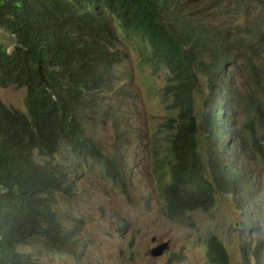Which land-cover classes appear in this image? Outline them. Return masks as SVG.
<instances>
[{"label":"trees","instance_id":"1","mask_svg":"<svg viewBox=\"0 0 264 264\" xmlns=\"http://www.w3.org/2000/svg\"><path fill=\"white\" fill-rule=\"evenodd\" d=\"M254 2L0 0V29L14 40L10 52L0 40V87L26 94L25 113L0 100V264H46L19 249L29 240L56 250L73 244L58 199L76 197L85 167L102 165L107 177L115 170L131 182L120 155H105L91 132L98 120L117 117L102 102L115 92L116 67L126 58L120 43L132 45L140 66L167 73L169 140L151 148L161 214L173 221L209 212L215 185L239 195L247 211L242 225L257 234L255 264H262L264 192L256 172L239 165L238 145L264 151L254 135L264 127V108L253 93L231 85L234 54L264 58L255 52L264 39V6ZM200 75L206 95L197 118ZM239 107L248 118L245 137L233 129ZM63 153L65 160L55 161ZM252 210L256 218L247 214ZM203 245L207 264H229L217 236Z\"/></svg>","mask_w":264,"mask_h":264},{"label":"rangeland","instance_id":"2","mask_svg":"<svg viewBox=\"0 0 264 264\" xmlns=\"http://www.w3.org/2000/svg\"><path fill=\"white\" fill-rule=\"evenodd\" d=\"M254 3L264 6V0ZM0 40L10 52L14 40L2 29ZM119 46L126 58L116 67L115 92L107 93L102 102L108 115V107H114L112 113L116 111L117 117L114 116L112 123L109 116H105L104 122L98 120L91 132L105 155H120L121 165L131 182L119 178L115 170L114 178L107 177L102 165L85 167L77 181L76 197L58 199L62 219L74 234L73 244L56 250L40 241L29 240L20 243L19 249L46 264H207L203 244L207 237L215 235L228 252L229 264H255L251 247L255 245L257 234L242 225L247 212L243 197L226 193L215 185V202L209 212L195 211L173 221L161 214L157 184L151 174V148L155 143L161 150L169 140L168 130L163 126L169 116L163 94L167 73L140 66L131 44L120 43ZM255 52L258 56L264 55V39ZM233 58L232 88L241 93H253L264 108V58H252L243 51ZM25 95V89L0 87L2 103L24 113ZM204 95L206 77L200 75L195 114L203 110ZM247 122L239 107L234 133L245 137ZM254 135L264 148V127L258 126ZM238 147L244 153L238 160L239 165L247 164L250 171L256 172L260 180L258 187L264 192V151L253 154L245 141ZM65 158L63 153L56 156L55 161ZM115 169L122 172L117 165ZM248 199L254 201L252 194ZM252 212L247 214L256 218ZM263 218L264 215L258 218L262 224ZM152 238H155L154 243ZM164 242H168V250L161 257H151L150 250Z\"/></svg>","mask_w":264,"mask_h":264},{"label":"water","instance_id":"3","mask_svg":"<svg viewBox=\"0 0 264 264\" xmlns=\"http://www.w3.org/2000/svg\"><path fill=\"white\" fill-rule=\"evenodd\" d=\"M152 242L155 241V238L151 239ZM169 248V245L167 242L161 243L157 245L156 247L152 248L150 251V255L154 258L160 257L164 254V252Z\"/></svg>","mask_w":264,"mask_h":264},{"label":"clouds","instance_id":"4","mask_svg":"<svg viewBox=\"0 0 264 264\" xmlns=\"http://www.w3.org/2000/svg\"><path fill=\"white\" fill-rule=\"evenodd\" d=\"M151 242H152V241H151ZM154 242H155V241H154ZM154 242H153V243H154ZM164 243H165V242H164ZM167 243H168V242H167ZM160 244H161V243H160ZM158 245H159V244H158ZM156 246H157V245H156ZM156 246H155V247H156ZM153 248H154V247H153ZM167 250H168V249H167ZM150 251H151V250H150ZM263 252H264V250H263ZM263 252H262V254H263ZM164 253H165V252H164ZM150 256H151V255H150ZM262 256H263V259H264V254H263ZM151 257H152V256H151ZM160 257H161V256H160ZM157 258H158V257H157ZM261 259H262V258H261Z\"/></svg>","mask_w":264,"mask_h":264}]
</instances>
